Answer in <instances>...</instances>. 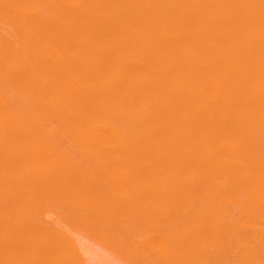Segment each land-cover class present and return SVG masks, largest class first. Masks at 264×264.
Here are the masks:
<instances>
[{"label": "bare ground", "instance_id": "1", "mask_svg": "<svg viewBox=\"0 0 264 264\" xmlns=\"http://www.w3.org/2000/svg\"><path fill=\"white\" fill-rule=\"evenodd\" d=\"M71 219L264 264V0H0V264H89Z\"/></svg>", "mask_w": 264, "mask_h": 264}, {"label": "rangeland", "instance_id": "2", "mask_svg": "<svg viewBox=\"0 0 264 264\" xmlns=\"http://www.w3.org/2000/svg\"><path fill=\"white\" fill-rule=\"evenodd\" d=\"M27 167L31 170L37 168H40L41 170L44 169L42 165H27ZM81 168H84L86 170L111 169L115 172L132 171L131 167L126 165H85ZM52 169H57V167H52ZM62 170H73V166H63ZM118 187L119 186H117L116 188ZM138 207H140V209L142 210H140ZM141 207L143 206H130V217L139 227V230L150 233L153 226L152 215L148 210H145L144 207ZM49 208L60 211L66 210L67 207L61 203L52 202L49 205ZM70 225L76 227L75 232H80L78 233V236L82 241V245L85 251L87 252H85V255L89 258V264H153L152 257H148L147 255L144 257L143 255V253H149L148 246L143 249V247L138 248L135 245V249L134 245V247L129 245L124 246L125 244L122 243L125 241L123 240H120L121 243L118 242V240L116 239L117 236L123 234L122 226L120 223L109 225L105 222L102 225L80 226L77 225L73 221V219H71L68 226Z\"/></svg>", "mask_w": 264, "mask_h": 264}]
</instances>
